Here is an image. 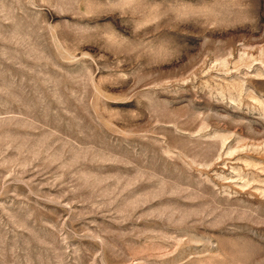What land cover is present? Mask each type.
Masks as SVG:
<instances>
[{
	"label": "rangeland",
	"instance_id": "374dc122",
	"mask_svg": "<svg viewBox=\"0 0 264 264\" xmlns=\"http://www.w3.org/2000/svg\"><path fill=\"white\" fill-rule=\"evenodd\" d=\"M0 264H264V0H0Z\"/></svg>",
	"mask_w": 264,
	"mask_h": 264
}]
</instances>
